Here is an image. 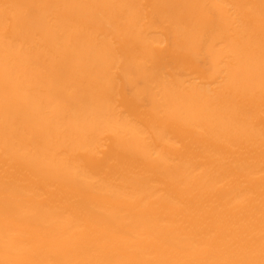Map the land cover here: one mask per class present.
<instances>
[{
  "label": "bare ground",
  "instance_id": "1",
  "mask_svg": "<svg viewBox=\"0 0 264 264\" xmlns=\"http://www.w3.org/2000/svg\"><path fill=\"white\" fill-rule=\"evenodd\" d=\"M0 264H264V0H0Z\"/></svg>",
  "mask_w": 264,
  "mask_h": 264
}]
</instances>
